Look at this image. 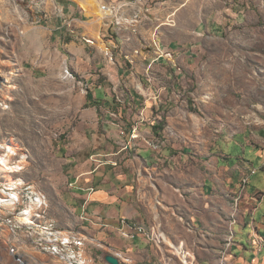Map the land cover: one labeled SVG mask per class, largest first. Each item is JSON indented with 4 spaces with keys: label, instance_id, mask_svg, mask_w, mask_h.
<instances>
[{
    "label": "rangeland",
    "instance_id": "rangeland-1",
    "mask_svg": "<svg viewBox=\"0 0 264 264\" xmlns=\"http://www.w3.org/2000/svg\"><path fill=\"white\" fill-rule=\"evenodd\" d=\"M77 1L86 14L67 13L58 0H0L1 148L27 155L17 176L47 194L49 218L85 235L89 221L69 194V157L100 135L106 150H122L124 170L133 149L147 150L152 159L136 177L158 215L145 224L137 264H184L177 246L193 264H221L217 250L239 230L234 213L249 181L242 176L236 190L224 154L240 166L238 156L251 159L253 183L264 190L263 162L251 148H264V0H161L157 59L145 53L148 24L117 34L113 18ZM210 181L215 187L205 191ZM13 226V218L0 220V264H60ZM161 233L173 244L159 243Z\"/></svg>",
    "mask_w": 264,
    "mask_h": 264
},
{
    "label": "crops",
    "instance_id": "crops-1",
    "mask_svg": "<svg viewBox=\"0 0 264 264\" xmlns=\"http://www.w3.org/2000/svg\"><path fill=\"white\" fill-rule=\"evenodd\" d=\"M58 1L62 2V10L67 13H77V11L87 13L77 0ZM97 2L100 3L98 7L101 8L102 5L108 4L126 5L122 7L119 13L127 18H133L138 11V6H140L134 0H97ZM164 3L161 0H153L150 11H148L149 15L143 11L138 21H135L132 25L123 23V27L119 26L115 15H110L103 20L113 18L110 23L117 25L114 29L117 30V32L115 31L117 34H120V31L124 34L131 29L134 32H141L142 24H148L146 31L152 40L145 46V53L147 58L157 59L158 55L164 51L158 38L165 23ZM90 21V23H98L96 17ZM102 23L104 22L102 21ZM122 42H125L124 38H122ZM101 136L103 135L98 138L99 143L94 144L92 141H86L82 145V149L78 148L75 151L77 152L75 156L69 157V161L72 162L69 194L80 210L83 211L86 220L89 221L90 230L86 236L87 251L92 258L91 264H110L106 260L108 254L116 255L121 261L120 264H137V254L144 250L147 243L146 237L148 236L147 232L140 233L138 227H143L147 231L146 222L155 220L158 215V205L154 203V211H152L149 204L141 197L140 184L136 177L140 164L148 162L152 159V155L147 150L145 153H141L139 149L136 151L133 149L127 158L130 169L124 170L121 165H118L119 160H122L123 157L122 150L116 152L110 151L108 148L106 150L104 148L106 140ZM236 144V147H238L239 144ZM256 147L252 145L251 148L256 150L255 154L263 162L264 169V148ZM90 148H99V150L91 152ZM127 148H129V145ZM224 155L227 156L224 165L232 168L231 183L237 186L236 190H242L239 181L242 176L249 174V182L244 187L245 193H240L244 194V197L239 203L237 202L238 209L234 213L235 226L238 225L239 230L235 231L234 228L231 253L228 254L229 259L226 256L228 264H264V190L253 183V173H249L253 169L258 173V169L249 158L238 156L239 159L242 158V165L240 166V160L236 163L233 162L235 156L229 150ZM126 156L127 154L124 155V158ZM139 160L142 162L139 163ZM148 165L146 164L144 168H148ZM211 181L205 185V191H210L211 187H215V184L212 185ZM209 203L212 204L213 202L210 201ZM196 204V202H192L193 212L190 216L193 217L195 222L197 219ZM221 204L227 208L226 210L229 209L226 202L222 201ZM208 210L211 212L210 207H208ZM146 211H149L151 215H147ZM260 211L263 212L258 220L255 217L259 216ZM219 247L220 249L217 251L223 254L226 244ZM125 256L129 257L131 261L127 262ZM219 261L218 259L213 262L218 264Z\"/></svg>",
    "mask_w": 264,
    "mask_h": 264
},
{
    "label": "built area",
    "instance_id": "built-area-1",
    "mask_svg": "<svg viewBox=\"0 0 264 264\" xmlns=\"http://www.w3.org/2000/svg\"><path fill=\"white\" fill-rule=\"evenodd\" d=\"M153 0H134L139 8L133 18L122 16L119 12L126 5H102V10L106 12V18L115 15L118 25L123 27V23L131 24L138 21L140 14L150 11V5ZM144 9V10H143ZM69 74V70L67 71ZM122 133H125L122 131ZM4 146V145H3ZM11 147V145H8ZM1 148L0 155L4 156L9 152L12 156V181L5 180L0 174V220L7 222L9 219H15V226L11 227V232L17 235L22 233V237L27 240L41 252L55 257L60 264H91L92 258L87 251V236L82 232L68 230L57 226L49 218L48 196L36 184L27 181L21 175L26 166L22 160L27 159V155L17 158L20 155V149ZM26 156V157H25ZM25 157V158H24ZM28 160V159H27ZM8 171H10L8 169ZM252 173H256L253 170ZM249 180V179H248ZM246 181V180H245ZM249 182V181H246ZM140 233H146L143 227H138ZM234 232L224 249L221 264H228L226 254H229ZM21 257V255H19ZM126 261L130 262V258L125 256ZM23 262L21 259L19 260Z\"/></svg>",
    "mask_w": 264,
    "mask_h": 264
},
{
    "label": "bare ground",
    "instance_id": "bare-ground-1",
    "mask_svg": "<svg viewBox=\"0 0 264 264\" xmlns=\"http://www.w3.org/2000/svg\"><path fill=\"white\" fill-rule=\"evenodd\" d=\"M82 3H83V5L86 7V9L89 12H93V14L96 13L97 16L100 17V18H102V19L106 18V12H104L100 6L98 7V5L100 3L98 4L97 0H86V1H83ZM15 74H16V71L14 70L11 73V75H15ZM4 147H5V149L9 148V150L15 149L13 146L9 147L8 145H6ZM12 156H13V153L12 152H9L8 154H5V156H1L0 155V174L7 181H12L13 180V177L11 175V171H12L11 170L12 169V167H11V164H12ZM22 162H23V164H26L28 162V160L25 159V160H22ZM8 169L10 171H8ZM157 241L159 243L160 242H165V243L170 244V245L173 244L171 242V240L165 234H163V233H161L160 235H158ZM177 248H178L177 249V252L181 254L180 256H181L182 260L184 261V264H193L192 261H190V260L187 259L186 255L182 251V247L181 246H177ZM34 258H36V257L34 256Z\"/></svg>",
    "mask_w": 264,
    "mask_h": 264
},
{
    "label": "water",
    "instance_id": "water-1",
    "mask_svg": "<svg viewBox=\"0 0 264 264\" xmlns=\"http://www.w3.org/2000/svg\"><path fill=\"white\" fill-rule=\"evenodd\" d=\"M19 256L16 255V258H18ZM106 260L110 263V264H120L121 261L118 257H116V255L114 254H108L106 256Z\"/></svg>",
    "mask_w": 264,
    "mask_h": 264
},
{
    "label": "trees",
    "instance_id": "trees-1",
    "mask_svg": "<svg viewBox=\"0 0 264 264\" xmlns=\"http://www.w3.org/2000/svg\"><path fill=\"white\" fill-rule=\"evenodd\" d=\"M89 98H90L91 100H93V101H96V98H95L93 95H91V94H90Z\"/></svg>",
    "mask_w": 264,
    "mask_h": 264
}]
</instances>
